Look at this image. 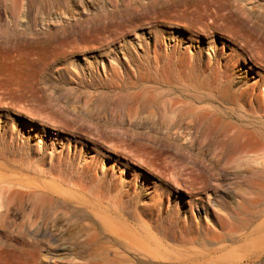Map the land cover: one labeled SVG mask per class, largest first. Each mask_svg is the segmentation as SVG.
I'll return each mask as SVG.
<instances>
[{
	"label": "rangeland",
	"instance_id": "1",
	"mask_svg": "<svg viewBox=\"0 0 264 264\" xmlns=\"http://www.w3.org/2000/svg\"><path fill=\"white\" fill-rule=\"evenodd\" d=\"M0 264H264V0H0Z\"/></svg>",
	"mask_w": 264,
	"mask_h": 264
},
{
	"label": "bare ground",
	"instance_id": "2",
	"mask_svg": "<svg viewBox=\"0 0 264 264\" xmlns=\"http://www.w3.org/2000/svg\"><path fill=\"white\" fill-rule=\"evenodd\" d=\"M14 1H16V0H14ZM23 3H24V0H23ZM36 24L37 23H35V26H36ZM21 27H22V30H16L17 28H21ZM31 27H32L31 24L23 25L22 23H18V24L14 23L11 29L16 31V32L13 33V36H16V38H15L16 40H24V39L26 40L27 39L26 36L31 35V36H34V39L32 41L36 42L35 37L38 34L37 33H32L31 32ZM9 49L11 51V48H9ZM11 58L14 59V61H16V62H20L21 61L20 59H18V57L16 55H14L13 52L11 53ZM30 63H32L34 66H37L38 65V60L37 59L30 60ZM95 82H96V78L92 77V76H91V81L89 83H87L83 79L80 80V83H84L86 86H94ZM238 142L241 143L242 141H238Z\"/></svg>",
	"mask_w": 264,
	"mask_h": 264
}]
</instances>
